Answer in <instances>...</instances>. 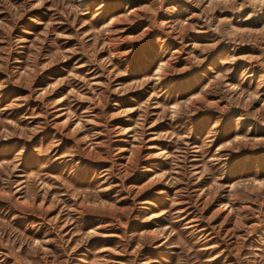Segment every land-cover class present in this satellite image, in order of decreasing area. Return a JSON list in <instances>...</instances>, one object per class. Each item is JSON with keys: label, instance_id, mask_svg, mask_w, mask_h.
Wrapping results in <instances>:
<instances>
[{"label": "rangeland", "instance_id": "1", "mask_svg": "<svg viewBox=\"0 0 264 264\" xmlns=\"http://www.w3.org/2000/svg\"><path fill=\"white\" fill-rule=\"evenodd\" d=\"M0 264H264V0H0Z\"/></svg>", "mask_w": 264, "mask_h": 264}]
</instances>
